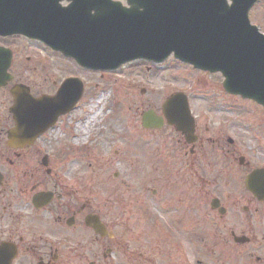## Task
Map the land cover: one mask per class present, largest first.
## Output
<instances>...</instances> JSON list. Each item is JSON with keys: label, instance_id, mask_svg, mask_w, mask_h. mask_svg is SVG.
<instances>
[{"label": "flooded vegetation", "instance_id": "af4514ba", "mask_svg": "<svg viewBox=\"0 0 264 264\" xmlns=\"http://www.w3.org/2000/svg\"><path fill=\"white\" fill-rule=\"evenodd\" d=\"M146 2L0 0V264H111L124 246L127 232L120 235L119 219L129 233L127 204L82 191L78 154L88 145L80 143L74 114L98 91L99 71L79 64L62 46L77 48L84 33L108 20L109 8L143 11ZM207 73L220 75L222 84L188 96L194 122L189 138L166 121L162 128L142 126L150 136L141 142L159 157L145 187L158 180L162 166L184 169L189 195L210 218L204 246L222 242L238 251L242 264H264V104L227 92L221 73ZM68 80L79 98L59 112L55 98ZM164 128L175 132L154 137ZM123 141L128 148L130 139Z\"/></svg>", "mask_w": 264, "mask_h": 264}, {"label": "rangeland", "instance_id": "374dc122", "mask_svg": "<svg viewBox=\"0 0 264 264\" xmlns=\"http://www.w3.org/2000/svg\"><path fill=\"white\" fill-rule=\"evenodd\" d=\"M250 17L264 32V0L254 6ZM103 73L98 75V91H92L74 118L79 121L80 143L88 145L78 154L79 162L82 156L83 193L98 195L103 202L115 196L127 204V214H131L129 233L128 228L122 230L124 220L119 219L120 235L127 234L124 246L111 255V264H191L189 258L192 264H214V260L242 264L238 251L222 242L211 245L215 251L195 244V236L208 243L205 225L210 218L198 208L194 194L189 195L191 189L181 176L186 174L184 169L162 168L155 172L158 180L151 179L147 187L144 183L150 172L154 174L159 157L140 140L150 136L142 127V113L149 109L161 113L162 103L179 91L189 97L202 95L205 89L222 84L221 76L196 70L173 56L163 64L136 61ZM172 132L164 128L154 137L165 138ZM127 137L128 148L123 144ZM152 189L159 192L154 194ZM187 221L190 227L185 231L182 224ZM186 243L191 247L190 257Z\"/></svg>", "mask_w": 264, "mask_h": 264}, {"label": "water", "instance_id": "95a60500", "mask_svg": "<svg viewBox=\"0 0 264 264\" xmlns=\"http://www.w3.org/2000/svg\"><path fill=\"white\" fill-rule=\"evenodd\" d=\"M257 1L233 0L229 6L227 0H147L143 11L116 5L109 8L106 22L94 24L92 34L84 33L85 41L77 42V48L66 42L62 50L80 64L101 70L137 59L163 62L174 53L197 68L222 72L228 92L264 101V34L249 19ZM78 97L68 80L55 98L59 112L70 110ZM163 110L168 123L189 138L194 122L187 96L174 95ZM163 124L153 111L144 116L147 128Z\"/></svg>", "mask_w": 264, "mask_h": 264}, {"label": "bare ground", "instance_id": "6f19581e", "mask_svg": "<svg viewBox=\"0 0 264 264\" xmlns=\"http://www.w3.org/2000/svg\"><path fill=\"white\" fill-rule=\"evenodd\" d=\"M176 205L178 206V203H176ZM187 228H188V227H187L186 223H184V224H183V229L186 230ZM184 245H185V249H186V251H187V254H188V256L190 257V254H191V247L189 246L188 243H186V244H184ZM198 245H199L200 247L204 246V244H203L202 242H199ZM189 260H190V263L192 264V263H193L192 260H191L190 258H189Z\"/></svg>", "mask_w": 264, "mask_h": 264}]
</instances>
